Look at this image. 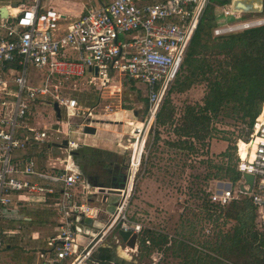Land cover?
Here are the masks:
<instances>
[{
    "label": "built area",
    "instance_id": "built-area-1",
    "mask_svg": "<svg viewBox=\"0 0 264 264\" xmlns=\"http://www.w3.org/2000/svg\"><path fill=\"white\" fill-rule=\"evenodd\" d=\"M224 1H229L230 6L215 0L98 1L99 5L96 2L73 15L62 13L44 0H28L18 12L0 16V219L16 211L15 197L46 202L61 194L57 199L61 229L49 239V252L39 255L38 264H99L95 253L115 236V242H121L120 231L140 238L144 226L132 215V200L146 154L147 137L141 139V133L145 129L147 135L159 126L161 111L207 10L216 8L226 20L213 30L215 37L264 25V17L246 18L244 13L232 9V0ZM130 33L135 34L131 40L121 39ZM30 67L47 71L41 86L29 83ZM116 75L144 86L146 115L142 123H137L140 128L135 125V142L129 146L121 144L131 154L126 179L117 189V205L113 213H105L101 228L91 235L76 228L74 217L97 220L103 210L91 205L87 197L97 194L96 199L102 202L103 195L94 187L85 188L82 199L76 197L75 190L84 183L83 174L74 166V159L80 156L75 155L78 144L67 135L66 157L48 162V171L38 170L34 160L18 159L15 154L24 151L30 142H52L47 130L31 125L35 110L51 108L55 114L54 104L58 103L69 127L77 117L84 119L83 128L87 119L96 116L90 109L79 110L77 99L68 96L71 89L67 86H76L86 78L89 85L106 95L113 88ZM241 130L245 134L236 145L242 180L218 187L211 201L225 207L248 196L257 209L258 228L264 233V104L254 124L243 125ZM244 173L255 177L251 193ZM7 234L0 228V250L5 247Z\"/></svg>",
    "mask_w": 264,
    "mask_h": 264
},
{
    "label": "trees",
    "instance_id": "trees-1",
    "mask_svg": "<svg viewBox=\"0 0 264 264\" xmlns=\"http://www.w3.org/2000/svg\"><path fill=\"white\" fill-rule=\"evenodd\" d=\"M249 15L252 14L246 16ZM258 15L264 16V11ZM225 22L216 8L207 10L182 67L187 74L177 77L171 91L184 93L196 84L205 83L203 100L187 105L176 122L170 93L158 119L160 128L167 125L174 128L177 141L168 145L180 150L188 145L191 154L206 149L208 154L211 142L219 132L218 123L251 127L264 104V25L215 37L213 30ZM161 140L158 134L157 142ZM92 152L94 150L83 148L81 155L87 158ZM215 158L220 161H202L208 170L204 176L193 177L195 192L205 197L206 218L215 225L214 231L200 237L202 231L193 220L191 230L184 223L174 237L144 228L138 243L139 264L155 253H162L163 263L176 259L177 264H264V233L258 228L257 209L252 200L248 196L242 197L225 207L211 201L215 191L209 187L212 181L237 184L242 180L237 145H229ZM6 250L5 246L0 251ZM98 260L113 261L112 257Z\"/></svg>",
    "mask_w": 264,
    "mask_h": 264
},
{
    "label": "rangeland",
    "instance_id": "rangeland-1",
    "mask_svg": "<svg viewBox=\"0 0 264 264\" xmlns=\"http://www.w3.org/2000/svg\"><path fill=\"white\" fill-rule=\"evenodd\" d=\"M19 1L21 2L22 0H0V4L6 2L14 5ZM44 1L48 5L55 6L56 9L62 13L70 14L72 12L73 15H79L90 5H96V2L98 3V1L107 2L112 0ZM22 2L27 4L28 0H23ZM221 4L228 7L230 6L229 1ZM246 15L247 14H245L246 18L264 17L263 15L258 14ZM134 35V33L125 36L122 35L121 39L131 40ZM185 74L187 73L181 69L179 76ZM47 76L48 73L46 70H38L34 67L29 68V83L31 85L41 86L44 81H46ZM111 85L113 88H109V93L106 95H101L98 91L100 100L98 101V107L93 114L95 116H101V119L106 120L109 119L107 117L109 114L120 110H128L129 116L124 118V120H126L127 123L133 121V125L129 126L127 124L124 129L119 131L118 129L120 127H112V129L116 130L115 132L118 133L119 138L117 147H119V153L127 164L130 160L131 151L124 150L119 144L123 143L125 146H129L135 142L136 137L134 138V136L135 134H138L137 132L134 133L135 125L137 123H142L146 115V93H142L144 86L140 82L126 80L118 75H116V82L111 83ZM116 86L121 87L120 92H117V89L114 88ZM67 88H70L71 90L69 91L72 92L74 86H67ZM79 88L84 92L89 91L97 93L98 87L84 83L80 84L78 86V89ZM206 88V84L201 83L196 84L184 93L170 92L172 93L170 96L172 97L176 109V122L183 115L187 105L203 100ZM143 98L146 99V102ZM138 101L141 102V104H137ZM135 111L138 113L137 116H135ZM39 112H41V110ZM43 112L44 114H38V120H40L39 124L51 134V137H55L56 133L51 131L52 125L56 122V119L52 115V110L51 108H48L46 114L45 111ZM66 120L67 119L64 118V121ZM64 121L61 125L63 133L68 131V127ZM229 123L230 122L217 124L219 132L216 134L214 140L218 143V146L217 148L215 147V150L220 149L221 153L223 152V149L226 147L228 148L229 145L233 147L235 144H238L240 137L243 138L245 134V132L241 130L242 126L238 128ZM140 127L141 124H137L136 129ZM145 134L146 130L144 129L141 133V139L145 136L147 137L145 148L146 154L144 157V164L136 181V191L132 200V215L134 216V219L143 224L146 229L162 231L171 235V237L176 236L175 234L182 229L184 223H186L189 230H191V220L197 221L199 231H202V234L200 233L199 235L200 237H204V235L214 231L215 225L207 221L206 218L207 213L204 210L205 197L203 195H197L195 192V180L193 177L197 175L204 176L208 170L202 161H207L208 159H217L216 161H220L219 158L215 157L221 153L213 154L211 153V150H208L207 154L206 149L205 151H199L197 154H191L188 145L184 146L183 150L171 147L168 143L176 142L177 137L174 134V128L169 125L164 128L158 126L150 130L147 135ZM158 134L162 140L157 142ZM225 183H227V181H212V183L209 184V187L212 190H216L218 187H224ZM77 193L82 197L84 196L82 191H78ZM44 218L50 222L54 217ZM6 222L7 218L0 219V228L2 230H5L3 228L6 225ZM7 232L8 234L12 233L10 230ZM122 247L124 251L127 250L125 244H122ZM15 251H17V249H15ZM128 253L137 259L138 264L140 263L139 249L136 252L128 251ZM162 258V253L161 256H158V253H155L152 254L151 257L144 259L143 264H154L156 261H158L157 264L178 263L176 259H170L163 263Z\"/></svg>",
    "mask_w": 264,
    "mask_h": 264
},
{
    "label": "crops",
    "instance_id": "crops-1",
    "mask_svg": "<svg viewBox=\"0 0 264 264\" xmlns=\"http://www.w3.org/2000/svg\"><path fill=\"white\" fill-rule=\"evenodd\" d=\"M22 1H19L14 5L6 2L2 3L0 4V9L8 8V10L14 11L15 8L19 9L20 5L24 4ZM84 83L88 84L86 78L79 80L76 83V86L73 85L74 88L72 92L69 91L70 94H68V96L77 99L80 111L90 109L94 113L98 107L97 103L100 100L98 93L99 90L97 89V93H95L89 91L84 92L82 89H78V86ZM120 88L121 87L119 86L115 87L117 90ZM142 93H145L144 89ZM143 99L146 102V99ZM137 104H141V102L138 101ZM47 110L48 108L41 109L42 113L39 112L40 110H35L31 125L45 130L41 124H39L40 120H38V116L40 114H44L43 111H45L46 114ZM134 113L135 116L138 115L137 111ZM128 114V110H120L109 114L107 116L109 119L106 120L101 119V116H96L92 119L91 125L97 128V133L95 135H85L83 133L85 126L83 128L81 127L84 119L77 117L72 119L70 121L72 126L69 127L67 120L64 121V118H66L64 110L62 111L63 119L60 122L57 120L56 112L54 114L52 111V115L56 119V122L52 125L51 131L56 133L57 130H60V133H56L55 137H51V144L30 142L27 148L24 151L17 152L15 157L18 159L23 158L26 160H34L38 170L48 171L50 170V164H48V162L56 159L57 157H66V151H64L66 148L58 145H62L63 142L67 140L65 139L66 136L69 135V138L75 141L79 146L76 151L80 154V156L74 159V166L78 172L83 173L84 177V183L75 190L76 197L80 200L84 196L82 197L79 195L77 193L78 191H82L84 194L85 188L91 190L94 188L92 186L98 183H102L105 186H112L109 179L116 174V170L114 168L116 165L125 162V160L121 157L122 155L119 153V147H117L119 138L118 133L115 132L116 130L112 129V127H120L118 129L119 131L124 129L127 124L129 126L133 125V121L127 123V121L124 120V118L129 116ZM63 121L68 127V131L65 133H63L61 128ZM56 125H58L57 129L54 128ZM121 144L119 145L122 148ZM217 146L218 143L213 140L210 146L211 153H221L220 149L215 150V147L217 148ZM83 148L92 149L94 152L91 153L92 155L90 154L87 158H84L83 155H81V150ZM226 148L223 149V152ZM108 168H110L111 171L114 169L113 172H110ZM60 197V193L55 194L48 198L46 202H32L24 200L20 197H15V203L17 205L16 211L12 212L11 215L8 216L7 222L5 223L6 225L3 228L5 231L10 230L12 233L5 236L4 242L7 250L0 251V264H38L40 261L39 255L41 253L49 252L48 241L50 238L59 234L62 225V218L57 213V199ZM88 202L94 207H100L103 210L100 217L95 220L98 225L101 224L102 219L106 217L105 213H109L108 210L110 209V206L103 205L100 199L98 200L96 198L94 202H90L89 200ZM44 217L54 218L48 222ZM82 217H85L86 220H94L87 216ZM93 226H91V222L86 221L83 232L91 234L94 228ZM115 237L107 241L95 253V259L112 257L113 261L99 262V264H138L137 259L131 254H129L131 258L129 260L120 256L119 252L123 249V243H116ZM15 249H17V251H15Z\"/></svg>",
    "mask_w": 264,
    "mask_h": 264
},
{
    "label": "water",
    "instance_id": "water-1",
    "mask_svg": "<svg viewBox=\"0 0 264 264\" xmlns=\"http://www.w3.org/2000/svg\"><path fill=\"white\" fill-rule=\"evenodd\" d=\"M231 7L235 12H240L244 14H262L264 11V0H232ZM0 16L6 17L7 14L5 12V8L0 9ZM95 73H97V69H95ZM54 109L56 112L57 120L58 122L62 121L63 115L62 110L58 103L54 104ZM92 120L87 119L86 125L83 129V133L85 135H95L97 133V128L91 125ZM55 129L58 128V125L54 127ZM63 148H67L68 141L65 140L62 145H58ZM75 155H79L78 152H75ZM83 174V173H82ZM126 179V178H124ZM243 179L245 180V184L249 185V193L252 192L255 182V177L253 175L244 173ZM125 181V180H124ZM124 182L117 185L112 186H105L104 184H95L92 187L99 188V192L103 195L102 204L110 206V209L108 210L109 213H113L114 207L117 205L118 201V191L117 189H120L123 186ZM242 190H245L244 186H241ZM97 197V194H90L88 195V200L90 202H94L95 198ZM74 220L76 222V228L80 231L84 230V226L86 224V221L91 222V226L94 228L91 232V235H94L97 233L98 229L101 228V224L98 225L97 221L91 220V219H85V217L82 216H76L74 217ZM90 225V224H89ZM119 237L121 239V242L125 244L129 249L136 251L137 245H138V236L136 234H132L131 232H119Z\"/></svg>",
    "mask_w": 264,
    "mask_h": 264
},
{
    "label": "flooded vegetation",
    "instance_id": "flooded-vegetation-1",
    "mask_svg": "<svg viewBox=\"0 0 264 264\" xmlns=\"http://www.w3.org/2000/svg\"><path fill=\"white\" fill-rule=\"evenodd\" d=\"M116 170V174L111 177L110 180V184L111 185H117V184H121L122 182H124V178H126V169H127V164L125 162L116 165V167L114 168ZM113 169V170H114ZM108 170L110 172H113V170L111 171L110 168H108ZM108 180V182H109Z\"/></svg>",
    "mask_w": 264,
    "mask_h": 264
},
{
    "label": "bare ground",
    "instance_id": "bare-ground-1",
    "mask_svg": "<svg viewBox=\"0 0 264 264\" xmlns=\"http://www.w3.org/2000/svg\"><path fill=\"white\" fill-rule=\"evenodd\" d=\"M17 11H18V9L15 8L14 11H12V12L15 13V12H17ZM5 12H6V14L8 15V13L10 12V10H8V8H5ZM262 23H264V21H263ZM120 250H121V249H120ZM119 254H120V256L126 258L127 260L130 259V255H129L128 251H124V250L122 249V250L119 252Z\"/></svg>",
    "mask_w": 264,
    "mask_h": 264
}]
</instances>
